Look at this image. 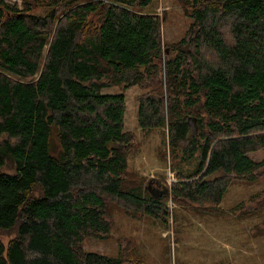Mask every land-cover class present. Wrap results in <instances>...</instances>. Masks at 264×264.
I'll list each match as a JSON object with an SVG mask.
<instances>
[{
  "label": "trees",
  "instance_id": "trees-1",
  "mask_svg": "<svg viewBox=\"0 0 264 264\" xmlns=\"http://www.w3.org/2000/svg\"><path fill=\"white\" fill-rule=\"evenodd\" d=\"M151 3L0 0V167L14 168L0 171V232L15 230L0 264H122L80 246L107 235L113 198L166 220L163 195L126 183L134 135L124 92L105 88H146L140 128H166L194 162L175 200L216 206L233 177L264 173L251 157L264 148V0L188 1L191 22L165 47Z\"/></svg>",
  "mask_w": 264,
  "mask_h": 264
},
{
  "label": "rangeland",
  "instance_id": "rangeland-1",
  "mask_svg": "<svg viewBox=\"0 0 264 264\" xmlns=\"http://www.w3.org/2000/svg\"><path fill=\"white\" fill-rule=\"evenodd\" d=\"M6 1L21 6L22 0ZM188 1L192 0H152L143 8L142 12L160 18L163 47L178 41L187 30ZM145 90L138 85L124 90L111 86L103 92L125 95L124 129L134 135L127 154L126 183L140 184L153 193L166 187L168 193L160 195L165 197L168 216L165 221L154 219L110 199L106 202L109 232L104 238L86 235L81 249L120 257L122 264H264V173L255 181L233 177L216 206L175 200L171 186L178 172L188 173L194 162H185L181 154L171 151L166 128H140L137 110ZM251 157L263 159L264 148ZM0 171L13 173L12 162L7 159ZM14 235V229L1 231L0 239L5 244Z\"/></svg>",
  "mask_w": 264,
  "mask_h": 264
},
{
  "label": "water",
  "instance_id": "water-1",
  "mask_svg": "<svg viewBox=\"0 0 264 264\" xmlns=\"http://www.w3.org/2000/svg\"><path fill=\"white\" fill-rule=\"evenodd\" d=\"M161 193L167 194L168 193V189L166 187H163V191H159L158 193H153V197H158V196H160Z\"/></svg>",
  "mask_w": 264,
  "mask_h": 264
}]
</instances>
